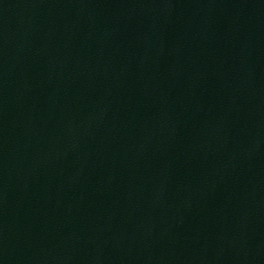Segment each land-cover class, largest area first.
Masks as SVG:
<instances>
[{"label": "water", "instance_id": "water-1", "mask_svg": "<svg viewBox=\"0 0 264 264\" xmlns=\"http://www.w3.org/2000/svg\"><path fill=\"white\" fill-rule=\"evenodd\" d=\"M103 0H0V219L69 89Z\"/></svg>", "mask_w": 264, "mask_h": 264}]
</instances>
